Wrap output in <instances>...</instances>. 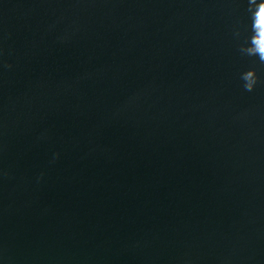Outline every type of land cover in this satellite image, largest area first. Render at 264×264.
Returning <instances> with one entry per match:
<instances>
[{
  "label": "water",
  "instance_id": "1",
  "mask_svg": "<svg viewBox=\"0 0 264 264\" xmlns=\"http://www.w3.org/2000/svg\"><path fill=\"white\" fill-rule=\"evenodd\" d=\"M264 0H0V264H264Z\"/></svg>",
  "mask_w": 264,
  "mask_h": 264
},
{
  "label": "clouds",
  "instance_id": "2",
  "mask_svg": "<svg viewBox=\"0 0 264 264\" xmlns=\"http://www.w3.org/2000/svg\"><path fill=\"white\" fill-rule=\"evenodd\" d=\"M259 15L260 21L264 22V5L261 6ZM259 53L261 57L264 58V41L259 44Z\"/></svg>",
  "mask_w": 264,
  "mask_h": 264
}]
</instances>
